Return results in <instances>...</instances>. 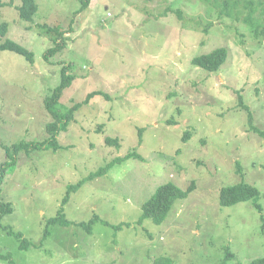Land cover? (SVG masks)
Here are the masks:
<instances>
[{"label":"rangeland","instance_id":"374dc122","mask_svg":"<svg viewBox=\"0 0 264 264\" xmlns=\"http://www.w3.org/2000/svg\"><path fill=\"white\" fill-rule=\"evenodd\" d=\"M222 1L88 0L75 14L80 0H35L27 22L18 16L21 0H0V24H8L0 41L33 53L31 63L0 50V164L9 159L5 146L46 138L52 117L43 99L59 83L62 65L74 75L62 109L92 90L104 92L76 111L56 151L20 150L7 168L0 200L12 210L0 219V264H154L161 257L173 264H248L264 257L262 221L251 201L219 204L221 188L244 180L259 190L264 214V137L249 129L248 111L238 103L264 129V0H253L251 22L246 0L238 7L228 0L231 14ZM43 24L72 27L63 49L47 60L55 34ZM219 47L227 58L218 71L191 63ZM131 151L142 159L114 163L62 205L68 185ZM166 182L194 188L160 224L138 221L143 202ZM60 206L72 223L47 225ZM94 215L100 220L91 233L76 225ZM6 225L28 244L20 247Z\"/></svg>","mask_w":264,"mask_h":264},{"label":"trees","instance_id":"16d2710c","mask_svg":"<svg viewBox=\"0 0 264 264\" xmlns=\"http://www.w3.org/2000/svg\"><path fill=\"white\" fill-rule=\"evenodd\" d=\"M229 2L230 1L228 0L222 1V3L224 4V8H223L224 11L226 10L225 11L226 13L231 14L232 11L230 9ZM88 3H89L88 0H80V6L75 11V14L86 9ZM233 5L238 7L239 6L238 0H233ZM243 7L249 10L248 13L249 15L246 16V20L248 22H251L252 18L250 14L254 12V10L257 8L255 2L253 0H246ZM17 10L20 19L27 22H32L33 15L37 10V4L35 0H21L20 5L17 6ZM229 10L231 12H229ZM176 12L179 14L180 11L177 10ZM260 15L264 16V5L261 6ZM40 26L45 28L47 32L55 34L54 36H52L51 39L52 45L49 46L43 54V58L47 60L49 56H52L56 54L58 51L63 49V47L66 45L65 34L72 31V27L70 26L68 31H66V30H60L58 26L50 27L45 24ZM7 27L8 24L5 21H3L0 24L1 37H3L6 34L8 29ZM0 50H9L16 52L24 56L31 63L33 62L32 51L26 49L25 47L21 46L19 43L11 39L6 38L0 41ZM226 58H227V49L225 47H219L208 53L193 57L191 59V63L194 66L203 68L204 70H207L209 72H216L218 71L220 66L224 63ZM73 79H74V75L69 72V65H62L60 68L59 83L55 87H53L52 92L49 95H46L43 99L44 108L48 111V113L52 117V120L45 124V131L47 133L45 139L41 141H30V142L20 141L18 143L13 144L11 148L5 146L6 153L9 159L0 164V185L5 176L7 168L15 164L16 161L15 155L20 150L31 151V150H40V149H51L52 151H56L60 147L57 136L59 135L60 132L66 131L68 125L73 121L76 111L82 105H86L94 95L104 94V92L100 90H92L85 95L83 100L79 102H75L72 106L62 109L60 107V98L62 96V92L65 88L70 86ZM238 103L242 108L248 111V121L250 123L249 129L263 138L264 129H259L252 124V114L250 113L248 106L242 102L241 98H239ZM188 134L189 133L185 134L184 140H186V136H188ZM105 143L112 144L115 146L119 145V141L117 138L106 137ZM8 149H11L12 152L9 153ZM130 157L142 159L141 156L135 151L128 152L122 156H116L112 160H110L106 165L98 168L94 172H91L83 180L79 181L76 184L68 185L66 195H64V197L62 198V205L67 202L69 198V193L71 191H76L85 180L93 179L97 176L105 174L114 163L122 162ZM237 172L241 174V168L239 166L237 168ZM193 188H194L193 182H191L190 186L186 190L181 189L173 182H166L164 184H161L155 190L154 194L150 198H148L145 202H143V204L141 205V215L138 221H142L145 218H149L152 220V222L156 224H160L166 218L174 201L176 199L185 197L188 194V192H190ZM258 198H259V190L255 186L246 183L244 180H241L234 185L221 188L219 194V204L222 206H230L237 202L251 201V204L260 214V219L262 221V231L264 233V214L262 213V206L258 202ZM11 210L12 207L9 202L0 200V219L5 213L11 212ZM99 220L100 218L97 215H94L87 222L85 221L77 222L76 225L82 227L86 232L91 233L92 225ZM101 222L105 225H109L107 221L101 220ZM50 223L68 225L72 222L65 218V215L63 213V207L60 206L57 214L47 220V225ZM119 226H121V224L116 225V227ZM4 228L10 234L14 235L16 239L19 240L20 247H24L28 244V241H26L22 237V233L20 231H13L8 225H6V227ZM48 232L49 230L47 226H45L43 237L46 236ZM227 256L228 257L233 256V254L228 250V248H227ZM163 263L173 264L169 261H165L164 258L162 257L154 261V264H163ZM248 264H264V257L255 259Z\"/></svg>","mask_w":264,"mask_h":264}]
</instances>
